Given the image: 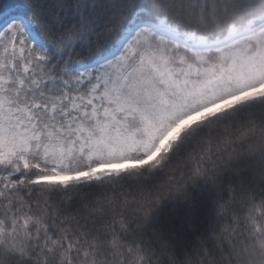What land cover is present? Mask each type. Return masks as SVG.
I'll list each match as a JSON object with an SVG mask.
<instances>
[{"label":"snow or ice","instance_id":"obj_1","mask_svg":"<svg viewBox=\"0 0 264 264\" xmlns=\"http://www.w3.org/2000/svg\"><path fill=\"white\" fill-rule=\"evenodd\" d=\"M0 264H264V0H0Z\"/></svg>","mask_w":264,"mask_h":264}]
</instances>
